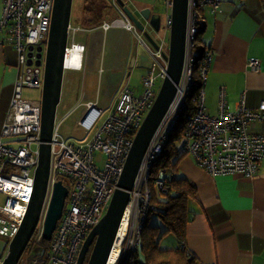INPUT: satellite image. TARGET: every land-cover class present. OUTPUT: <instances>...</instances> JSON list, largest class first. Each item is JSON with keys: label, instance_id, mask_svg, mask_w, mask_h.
Instances as JSON below:
<instances>
[{"label": "built area", "instance_id": "1", "mask_svg": "<svg viewBox=\"0 0 264 264\" xmlns=\"http://www.w3.org/2000/svg\"><path fill=\"white\" fill-rule=\"evenodd\" d=\"M117 1L110 0L112 8L116 11V18L103 20L91 29L108 32L113 28H121L130 33L145 50L150 66L142 77V90L136 95L123 83L124 74L119 71L121 74L107 103L100 105L101 79L109 70L99 69L96 99L84 103V111L78 126L85 133H89L104 110L110 108L115 95L116 104L108 118L96 127L91 139L82 145L72 144L62 137L60 128L63 120L56 116L50 140V170L42 209L29 247L27 246L28 249L26 248L18 264L77 263L85 238L105 214L117 188V181L134 135L156 97L154 88L165 76L166 64L163 61V53L167 52L163 51L164 40L156 44L157 47L153 50L150 49L144 43L141 32ZM222 1L188 0L185 54L180 80L176 86L174 99L141 161L131 200L127 206L132 212L126 217L123 238L117 244L114 241L111 252L115 249V256L111 264H124L131 253L139 247L141 221L149 198L147 180L150 164L160 153L162 141L175 127L192 83L195 38L205 25L200 10L215 14ZM163 4L165 8L163 28L164 32H169L172 24V0H163ZM51 9L52 0H2L0 33L5 34V41L13 47L17 59V75L0 137V195L4 198L0 203V242L5 245L4 254L9 242L19 230L33 193L34 171L38 160L41 98L37 101L26 100L22 97V91L39 89L42 92L43 64L36 65V48L39 46L44 48L46 44ZM82 31L87 30L70 24L63 63L65 73L84 70L86 46L76 41V35ZM29 47L33 48L31 56ZM211 60L210 52L206 51L199 68L202 87L194 100L196 110L187 119L182 153L192 157L199 167L213 177L233 174L253 177L261 160L264 159V101L256 109L251 110L246 107L245 100L241 97L234 110H229L222 96L218 113L207 114L204 107L203 85ZM248 64L254 71L259 69L256 60L249 61ZM254 124H260L259 131H251ZM95 151H101L106 157L102 168L94 160ZM57 181H61L66 187L67 196L49 245L46 251H43L40 245L43 240V223ZM156 185L162 188V181L157 180ZM120 228L121 223L119 230Z\"/></svg>", "mask_w": 264, "mask_h": 264}, {"label": "crops", "instance_id": "2", "mask_svg": "<svg viewBox=\"0 0 264 264\" xmlns=\"http://www.w3.org/2000/svg\"><path fill=\"white\" fill-rule=\"evenodd\" d=\"M120 1L133 14L135 10L139 12L147 7L158 13L153 0ZM163 9L165 15L164 4ZM1 13L2 0L0 18ZM116 16L115 9L112 12L106 10L103 20H112ZM203 16L205 26L200 39L212 57L203 85L206 113H218L222 96L229 110H234L241 97L247 108L256 109L264 101V0H223L215 14L204 12ZM85 18L88 16L82 8L79 23L75 26L87 31L79 34L98 31L102 35L100 47L92 43L87 49L85 44L86 52L98 47L100 55L92 79V98L88 100L94 101L99 69L122 71L126 84L129 73L114 60V53L122 52L123 60L126 59L130 67L143 70V75L148 71L150 61L130 33L121 28L108 32L92 30L96 26L82 25ZM163 35L167 36L168 32ZM128 37L135 44H131ZM252 60L259 63L257 71L249 67ZM16 75V53L5 41V34L0 33V137ZM260 128V124H254L251 131ZM184 157L179 162L177 174L195 184L198 197V203L188 205L191 218L186 229L187 251L201 264H264V159L256 175L247 178L241 174L213 177L195 162L183 160Z\"/></svg>", "mask_w": 264, "mask_h": 264}, {"label": "water", "instance_id": "3", "mask_svg": "<svg viewBox=\"0 0 264 264\" xmlns=\"http://www.w3.org/2000/svg\"><path fill=\"white\" fill-rule=\"evenodd\" d=\"M128 18L156 48L151 36L144 31V24L133 12L118 0ZM72 0H52L50 26L45 47H37L36 65L43 64V86L41 92V124L38 146V160L34 171V187L18 232L7 246L0 264H18L36 229L47 189L50 170V140L60 103L64 78V55L68 41ZM188 0H172L171 27L168 32L167 53H163L165 76L159 86L152 106L137 129L132 145L124 162L122 173L106 212L85 238L76 264H107L122 217L130 203L135 180L146 149L174 99L179 83L185 54V36ZM139 15L154 31L160 30L159 13L151 8L139 10ZM32 47H29L31 56ZM67 196V189L61 181L53 187L52 197L43 223L42 238L49 242L59 221Z\"/></svg>", "mask_w": 264, "mask_h": 264}, {"label": "trees", "instance_id": "4", "mask_svg": "<svg viewBox=\"0 0 264 264\" xmlns=\"http://www.w3.org/2000/svg\"><path fill=\"white\" fill-rule=\"evenodd\" d=\"M110 5L108 0H84L83 13L88 18L82 20V25H99L105 11H111ZM200 12L204 18L203 14L207 11L201 9ZM202 31L203 28L199 30L195 38V62L190 90L179 112L175 127L162 141L160 153L150 164L147 180L149 198L141 221L139 247L131 253L124 264H201L186 249V229L191 218L188 205L190 202L198 203L197 189L195 184L187 178L178 175L177 169L179 162L185 156L181 149L187 119L196 110L194 100L202 87L199 68L200 61L206 52L200 39ZM157 180L162 181V188L156 185ZM151 217L158 218L161 227L151 224ZM167 235L174 237L173 246L162 249L160 243ZM40 245L43 251H46L49 242L41 240Z\"/></svg>", "mask_w": 264, "mask_h": 264}, {"label": "rangeland", "instance_id": "5", "mask_svg": "<svg viewBox=\"0 0 264 264\" xmlns=\"http://www.w3.org/2000/svg\"><path fill=\"white\" fill-rule=\"evenodd\" d=\"M155 4V9L160 15L161 19V27L159 31H154L149 24L144 22L141 19L138 11L135 10L134 15L143 22L144 24V31L147 32L153 41L156 44H160L162 40H164L163 44V51L167 52L168 48V38L169 36L163 35L164 28H163V21H164V9H163V2L162 0H153ZM84 5V0H72L71 6V14H70V24L73 26L79 23V19L81 17L82 8ZM111 7L112 4H111ZM114 11V9H111ZM202 34H200L201 37ZM141 37L144 43L153 50L152 45L148 42V40L143 36L141 33ZM102 39V35L100 32L96 31V33H84V34H77L76 41L84 42L86 44L87 49H89L92 43H95L98 47H100V41ZM128 41L131 39L128 37ZM132 42V41H131ZM131 44H135L132 42ZM45 47V45H44ZM92 48V51L86 52L85 57V67L84 71L80 73L68 71L64 74L63 78V98L60 100V104L57 108V116L62 121L60 134L66 141L75 144V145H82L85 142L89 141L96 131V127H99L110 115V111L116 104V95L111 100L110 108L104 110V112L99 117L98 121L96 122L94 128L89 132L85 133L82 129L78 126V122L82 117V113L84 111L83 105L89 99L92 98V85H93V76L98 65V60L100 58L99 50ZM115 61L119 64H122L126 68V73H129V76L125 79L127 86L132 90L136 95H138L142 90V75L143 70L137 67H130L127 63V60H123V53H114ZM161 81L157 83L155 86V93H157ZM22 97L29 101H37L41 98V90L39 89H24L22 91ZM4 141H7L6 138H3ZM105 155L101 151L94 152V160L96 163L99 164V167L102 168L105 162ZM183 160H190L194 162L192 157L189 155H185ZM4 198L0 195V203H2ZM151 224H157V226L161 227V223L156 217H151ZM174 243V237L172 235H167L160 243V247L162 249L172 247ZM4 249L5 245L0 242V257L4 256ZM3 254V255H2ZM0 258V261L1 259Z\"/></svg>", "mask_w": 264, "mask_h": 264}, {"label": "bare ground", "instance_id": "6", "mask_svg": "<svg viewBox=\"0 0 264 264\" xmlns=\"http://www.w3.org/2000/svg\"><path fill=\"white\" fill-rule=\"evenodd\" d=\"M109 72H105V74L102 76L101 79V89H100V97H99V104L100 105H105L110 97V94L113 90V88L115 87L117 80L120 76V72L116 69H108ZM132 210L127 207L126 211H125V215L124 218L121 222V228L118 232V235L116 237L115 240V244H117L119 241H121V239L123 238V234H124V226L127 223L126 222V217L128 216V213H131ZM115 256V249L112 250L109 260H108V264H111V262L113 261V258Z\"/></svg>", "mask_w": 264, "mask_h": 264}, {"label": "clouds", "instance_id": "7", "mask_svg": "<svg viewBox=\"0 0 264 264\" xmlns=\"http://www.w3.org/2000/svg\"><path fill=\"white\" fill-rule=\"evenodd\" d=\"M2 258V257H1Z\"/></svg>", "mask_w": 264, "mask_h": 264}, {"label": "flooded vegetation", "instance_id": "8", "mask_svg": "<svg viewBox=\"0 0 264 264\" xmlns=\"http://www.w3.org/2000/svg\"><path fill=\"white\" fill-rule=\"evenodd\" d=\"M87 258V257H86Z\"/></svg>", "mask_w": 264, "mask_h": 264}]
</instances>
